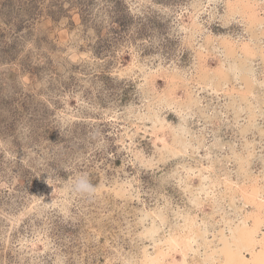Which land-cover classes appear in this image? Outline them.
I'll use <instances>...</instances> for the list:
<instances>
[{"label": "rangeland", "instance_id": "obj_1", "mask_svg": "<svg viewBox=\"0 0 264 264\" xmlns=\"http://www.w3.org/2000/svg\"><path fill=\"white\" fill-rule=\"evenodd\" d=\"M243 2L0 0V264L180 262L171 235L186 264H253L264 0Z\"/></svg>", "mask_w": 264, "mask_h": 264}, {"label": "bare ground", "instance_id": "obj_2", "mask_svg": "<svg viewBox=\"0 0 264 264\" xmlns=\"http://www.w3.org/2000/svg\"><path fill=\"white\" fill-rule=\"evenodd\" d=\"M241 2L243 3V4H247L246 5V8H248V3H246V2H243V0H241ZM249 15V14H248ZM193 18V17H192ZM194 19V18H193ZM195 21V20H194ZM195 27V26H194ZM198 27V26H197ZM229 38V37H228ZM242 44V43H241ZM237 49V48H236ZM241 50H243L244 51V54H245V56L247 55V56H251L252 58H253V56H254V52H253V50H251V46L250 45H245L244 43H243V45L241 46V48H240ZM230 51V50H229ZM259 53V52H258ZM262 53H264V51H262ZM261 55V54H260ZM204 56V55H203ZM202 56V57H203ZM249 58V57H248ZM245 68V67H244ZM250 69V68H249ZM247 70H248V68H247ZM240 71V70H239ZM215 74H218V76L219 77H222V78H224L225 77V71H224V69L222 68V67H218V68H216L215 69ZM201 74V73H200ZM245 74V73H244ZM207 75H208V73H207ZM177 77H173V79H176ZM194 79V78H193ZM199 84V83H198ZM247 85V87L245 88V90H243L242 92L244 93V95L243 96H246V94H248L249 93V91H250V86H249V82H247L246 83ZM202 86V85H201ZM228 86V85H227ZM187 94V93H186ZM188 95V94H187ZM192 95V94H191ZM194 98V97H193ZM197 103V102H196ZM238 103V102H237ZM199 104V103H198ZM197 104V105H198ZM248 105V104H247ZM155 108V107H154ZM182 109V108H181ZM247 111V110H246ZM200 112V111H199ZM184 116V115H183ZM202 116V115H201ZM114 120V119H113ZM182 127V126H181ZM182 130V129H181ZM157 139L159 140V141H161V142H163V138L162 137H160V136H158L157 137ZM124 141V140H123ZM186 141V140H185ZM205 148V147H204ZM192 158V157H191ZM204 164V163H203ZM184 174V173H183ZM194 174V173H193ZM184 182V181H183ZM253 188V187H252ZM252 188H250V189H252ZM250 199L251 200H253V198H254V194L251 192L250 194ZM144 209V208H143ZM154 213V212H153ZM255 220V219H254ZM193 223V222H192ZM205 226V225H204ZM237 229H239L238 231V239H240V242L243 240V242L246 244V245H244V246H242L243 248H249V247H251V250H250V253H251V255H252V262H253V264H255V263H257V264H264V239H262L261 241H259V243H260V248L257 250V249H255V244L258 242L255 238H254V228H251V229H249V228H246L245 226H244V224L243 225H241L240 227H238ZM216 232V231H215ZM262 232V231H261ZM206 233V232H205ZM210 235V234H209ZM229 240V239H228ZM169 242H170V244H171V246H170V249L172 250V251H174V252H178L177 253V255L179 256V255H181V261L179 262V261H175L174 260V258H173V260H172V262H170L169 264H186V263H188V261H187V258H186V252L183 250V248H182V244H181V242H179L180 241V239H179V236H175V235H171L170 236V238H169V240H168ZM192 239H189L188 238V240L184 243V248H188L189 246H191V244H192ZM236 248L238 249V247H240V244H238V243H236ZM224 247V246H223ZM218 253V252H217ZM168 254H166L165 252H162V251H160V250H158L157 251V253H156V255H155V259H156V261L154 262V263H152V262H149V264H157L159 261H160V258H165L166 256H167ZM214 255V254H213ZM228 257L229 258H231V262L233 263V260L235 259H233V257H237V254L231 249V248H229V251H228ZM239 258H240V256H239ZM253 260H255V261H253ZM154 261V260H153ZM230 262V263H231ZM217 263V262H216ZM216 263H214V261L211 263V264H216ZM237 264H248L245 260H244V258H241V259H238V261H237ZM250 264V263H249Z\"/></svg>", "mask_w": 264, "mask_h": 264}, {"label": "clouds", "instance_id": "obj_3", "mask_svg": "<svg viewBox=\"0 0 264 264\" xmlns=\"http://www.w3.org/2000/svg\"><path fill=\"white\" fill-rule=\"evenodd\" d=\"M71 190L81 198L92 199L97 193V188L93 185L86 174H80L74 178Z\"/></svg>", "mask_w": 264, "mask_h": 264}]
</instances>
